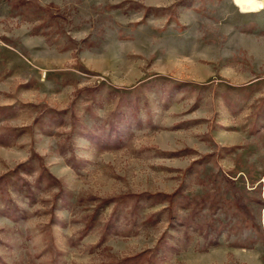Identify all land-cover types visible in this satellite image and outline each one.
I'll use <instances>...</instances> for the list:
<instances>
[{"label":"rangeland","instance_id":"obj_1","mask_svg":"<svg viewBox=\"0 0 264 264\" xmlns=\"http://www.w3.org/2000/svg\"><path fill=\"white\" fill-rule=\"evenodd\" d=\"M0 264H264V9L0 0Z\"/></svg>","mask_w":264,"mask_h":264},{"label":"bare ground","instance_id":"obj_2","mask_svg":"<svg viewBox=\"0 0 264 264\" xmlns=\"http://www.w3.org/2000/svg\"><path fill=\"white\" fill-rule=\"evenodd\" d=\"M242 12H260L264 9V0H233Z\"/></svg>","mask_w":264,"mask_h":264},{"label":"trees","instance_id":"obj_3","mask_svg":"<svg viewBox=\"0 0 264 264\" xmlns=\"http://www.w3.org/2000/svg\"><path fill=\"white\" fill-rule=\"evenodd\" d=\"M215 243L217 244L218 242L216 241Z\"/></svg>","mask_w":264,"mask_h":264},{"label":"snow or ice","instance_id":"obj_4","mask_svg":"<svg viewBox=\"0 0 264 264\" xmlns=\"http://www.w3.org/2000/svg\"><path fill=\"white\" fill-rule=\"evenodd\" d=\"M249 2H250V0H249Z\"/></svg>","mask_w":264,"mask_h":264}]
</instances>
